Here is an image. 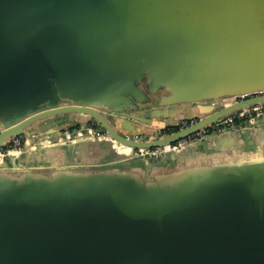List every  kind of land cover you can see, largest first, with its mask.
I'll use <instances>...</instances> for the list:
<instances>
[{"label": "water", "instance_id": "water-1", "mask_svg": "<svg viewBox=\"0 0 264 264\" xmlns=\"http://www.w3.org/2000/svg\"><path fill=\"white\" fill-rule=\"evenodd\" d=\"M260 104L264 0H0V149L61 135L0 163V264H264V149L190 163L236 126L171 150ZM73 142L168 151L146 178Z\"/></svg>", "mask_w": 264, "mask_h": 264}, {"label": "crops", "instance_id": "crops-1", "mask_svg": "<svg viewBox=\"0 0 264 264\" xmlns=\"http://www.w3.org/2000/svg\"><path fill=\"white\" fill-rule=\"evenodd\" d=\"M239 127L241 128V132L226 135L225 137L219 138L218 145L219 149L216 147V143H208L201 147L198 151L193 152L190 156V163L198 164V165H204L208 163H216V162H225L228 160V158L231 157V155H236L240 159H243V156L246 154V151L248 153L250 151L256 152L258 149H264V126H261L260 128L255 129L254 131H246V128H243L244 125L240 124ZM82 129V128H81ZM84 130V129H83ZM248 130V129H247ZM80 128L72 130L69 134H74L76 132H79ZM88 131L92 133L93 129L88 127ZM61 135H55L50 137V140H54L55 138L59 137ZM37 139L39 137H36ZM92 140H94V136H89ZM240 138L242 139V143L240 144ZM45 138L34 140L35 142H41ZM49 139V138H47ZM90 139H87L84 137V139L76 140L75 142H81V141H87ZM53 142V141H52ZM32 142H28L26 146H28ZM71 145V148L69 152L68 150H65L66 147H62L59 152H62L64 158H67L70 162H76V163H93V162H106L108 166H118L122 167L123 163H129L131 169L135 170L138 169L141 175H144L146 178L151 176V173L158 174L163 171V169H158L162 166H158L155 164H149L152 162H149L146 158L141 157V152L139 149H133L124 145L116 144V147L111 149L110 147L106 148H99L97 145L93 144H85L82 146V148L75 152L73 150L72 145H74V142L72 144L67 143V145ZM236 145V146H234ZM59 146V145H57ZM217 148V149H216ZM117 151L122 153H116ZM74 152V153H73ZM189 158V157H188ZM59 159H51V161L56 162ZM166 163V162H165ZM70 164V163H69ZM81 164V165H82ZM169 166H175L179 167L180 164H176L175 162H168L166 163ZM183 165V164H182ZM182 167V166H181ZM123 168V167H122Z\"/></svg>", "mask_w": 264, "mask_h": 264}, {"label": "built area", "instance_id": "built-area-1", "mask_svg": "<svg viewBox=\"0 0 264 264\" xmlns=\"http://www.w3.org/2000/svg\"><path fill=\"white\" fill-rule=\"evenodd\" d=\"M236 101L239 100L236 99ZM261 120H264V104L255 105L247 109H242L230 116L220 119L217 123H214L210 128L196 132L195 134L187 137L186 139H183L173 144L171 146V150H178L185 145L200 141L215 132L231 129L236 126H239L240 124H256ZM196 122V120L182 121L180 125V130L186 129L195 124ZM92 133L93 136L97 135L98 139L100 140H107L110 138L109 135L106 134V137L102 134L95 133L94 130L92 131ZM159 135L162 136L163 134L159 132ZM26 144L27 143L23 140L22 136L13 139L10 145L0 149V163H3L7 158L15 159L23 151ZM166 151H168L167 148L142 149L140 150V155L141 157L148 159L156 158L164 155Z\"/></svg>", "mask_w": 264, "mask_h": 264}, {"label": "rangeland", "instance_id": "rangeland-1", "mask_svg": "<svg viewBox=\"0 0 264 264\" xmlns=\"http://www.w3.org/2000/svg\"><path fill=\"white\" fill-rule=\"evenodd\" d=\"M221 102V103H220ZM231 102H232V100H226V101H219V105H223V104H225V105H229V104H231ZM74 120V119H77V120H79V119H81V120H84V116L83 115H71V116H68V117H65V116H61V117H59V118H57L54 122H50V126H51V124L52 125H60L61 123H65V121H68V120ZM181 125V124H180ZM89 128H92L90 125H89ZM179 128V130H180V126L178 127ZM80 130H81V128H80ZM95 131V130H94ZM80 132V131H79ZM162 134H163V132H161ZM96 136V135H95ZM104 136H106L107 137V135L105 134ZM23 137V140L26 142V143H28V142H32V144L34 143V140L36 141V140H38L36 137L35 138H28V137H25V136H22ZM40 139H42V138H40ZM45 139H47V138H45ZM49 139H51L50 137H49ZM94 139H96V138H94ZM112 149H113V147H112ZM116 153H122V152H119V151H117ZM147 160H151V159H153V158H146Z\"/></svg>", "mask_w": 264, "mask_h": 264}, {"label": "trees", "instance_id": "trees-1", "mask_svg": "<svg viewBox=\"0 0 264 264\" xmlns=\"http://www.w3.org/2000/svg\"><path fill=\"white\" fill-rule=\"evenodd\" d=\"M179 131V128H173V129H168L166 131L163 132V134H172V133H176Z\"/></svg>", "mask_w": 264, "mask_h": 264}, {"label": "flooded vegetation", "instance_id": "flooded-vegetation-1", "mask_svg": "<svg viewBox=\"0 0 264 264\" xmlns=\"http://www.w3.org/2000/svg\"><path fill=\"white\" fill-rule=\"evenodd\" d=\"M89 125H90V126L92 127V129L95 130V131H96L97 129H100V126H99L98 124H96V123H93V122H92V123H90Z\"/></svg>", "mask_w": 264, "mask_h": 264}]
</instances>
